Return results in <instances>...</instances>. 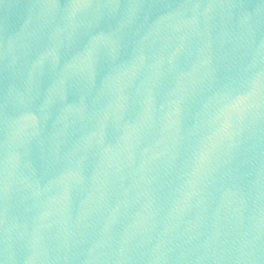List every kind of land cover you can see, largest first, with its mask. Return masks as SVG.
<instances>
[{
	"label": "water",
	"instance_id": "obj_1",
	"mask_svg": "<svg viewBox=\"0 0 264 264\" xmlns=\"http://www.w3.org/2000/svg\"><path fill=\"white\" fill-rule=\"evenodd\" d=\"M0 264H264V0H0Z\"/></svg>",
	"mask_w": 264,
	"mask_h": 264
}]
</instances>
